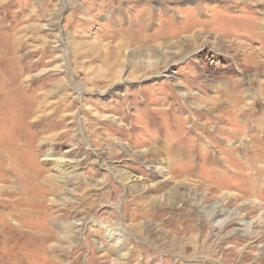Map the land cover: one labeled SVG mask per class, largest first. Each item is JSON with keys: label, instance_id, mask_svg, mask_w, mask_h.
<instances>
[{"label": "rangeland", "instance_id": "rangeland-1", "mask_svg": "<svg viewBox=\"0 0 264 264\" xmlns=\"http://www.w3.org/2000/svg\"><path fill=\"white\" fill-rule=\"evenodd\" d=\"M0 200V264H264V0H0Z\"/></svg>", "mask_w": 264, "mask_h": 264}, {"label": "bare ground", "instance_id": "bare-ground-1", "mask_svg": "<svg viewBox=\"0 0 264 264\" xmlns=\"http://www.w3.org/2000/svg\"><path fill=\"white\" fill-rule=\"evenodd\" d=\"M215 53H216V51H215ZM12 165V164H11ZM7 166H9V165H7ZM17 166V165H16ZM11 168H12V166H10ZM60 168V167H59ZM16 169V168H15ZM25 170V169H24ZM17 171V170H16ZM4 172V171H3ZM5 173V172H4ZM19 173V172H18ZM40 173V172H39ZM9 175V174H8ZM16 175V174H15ZM19 176V175H18ZM21 176V175H20ZM31 176V175H30ZM36 176V175H35ZM22 177V176H21ZM17 178V177H16ZM27 178H29V177H26V176H24L22 179H19V180H15V178H14V180H15V182L13 181V183H11V185H12V187L11 188H13V189H11V191H6V192H9V193H7V196H16L17 194L20 196L19 198H17L16 200H14V201H11V202H8V203H2L3 204V207L4 208H7V207H10V208H13V207H15V206H25L26 207V205H28L30 202V199L28 198V196H29V192H30V185H32V183H31V180H28ZM36 178V177H35ZM130 179H132V177L130 178L129 177V180ZM14 186V187H13ZM2 190H7V189H1V191ZM1 202H3L2 200H0V204H1ZM31 204H33V203H31ZM15 205V206H14ZM30 205V204H29ZM28 205V206H29ZM36 205V204H35ZM38 205H39V203H38ZM37 205V206H38ZM27 206V207H28ZM31 208H32V206H30ZM29 207V208H30ZM33 209V208H32ZM29 212H31V211H29ZM15 213V212H14ZM14 213H13V211H11L10 212V214H8L9 216H12V215H14ZM32 213V212H31ZM213 213L214 212H211V216L210 217H213V219L215 220L216 218H217V216L216 215H214L213 216ZM18 214V213H17ZM25 214V213H24ZM8 215H5V216H3V218H2V221H1V224H4L5 223V221H6V218H4V217H6V216H8ZM13 217V216H12ZM209 217V218H210ZM222 220V219H221ZM223 224V221H216L215 222V225L216 226H218V225H222ZM6 225V224H5ZM18 227H20V226H18ZM22 228V227H21ZM14 230V229H13ZM120 242V239L116 242V244H118ZM42 244V243H41Z\"/></svg>", "mask_w": 264, "mask_h": 264}]
</instances>
